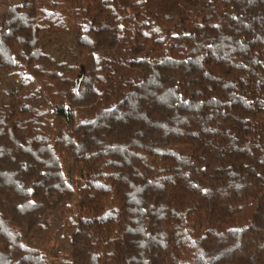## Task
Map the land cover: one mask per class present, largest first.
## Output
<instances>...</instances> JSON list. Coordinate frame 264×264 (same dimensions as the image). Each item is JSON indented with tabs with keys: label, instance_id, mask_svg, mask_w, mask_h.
Returning a JSON list of instances; mask_svg holds the SVG:
<instances>
[{
	"label": "trees",
	"instance_id": "trees-1",
	"mask_svg": "<svg viewBox=\"0 0 264 264\" xmlns=\"http://www.w3.org/2000/svg\"><path fill=\"white\" fill-rule=\"evenodd\" d=\"M0 264H264V0L9 6Z\"/></svg>",
	"mask_w": 264,
	"mask_h": 264
},
{
	"label": "rangeland",
	"instance_id": "rangeland-1",
	"mask_svg": "<svg viewBox=\"0 0 264 264\" xmlns=\"http://www.w3.org/2000/svg\"><path fill=\"white\" fill-rule=\"evenodd\" d=\"M21 2V0H0V21H1V18L3 17V14L5 13V11L7 10V8L9 6H12V5H17ZM61 46H67L68 49H72V51L74 50L73 46L68 43L67 40H59V41H54L53 44H52V48L53 49H60ZM54 56L57 58V60L59 61H63V62H67L69 61V54L68 53H62L61 51H56L54 52Z\"/></svg>",
	"mask_w": 264,
	"mask_h": 264
}]
</instances>
